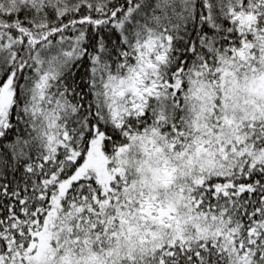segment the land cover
Listing matches in <instances>:
<instances>
[{"label": "snow or ice", "instance_id": "obj_1", "mask_svg": "<svg viewBox=\"0 0 264 264\" xmlns=\"http://www.w3.org/2000/svg\"><path fill=\"white\" fill-rule=\"evenodd\" d=\"M0 264H264V0H0Z\"/></svg>", "mask_w": 264, "mask_h": 264}]
</instances>
